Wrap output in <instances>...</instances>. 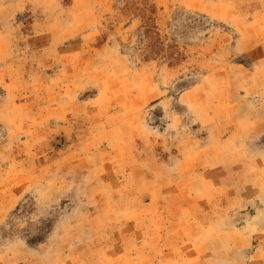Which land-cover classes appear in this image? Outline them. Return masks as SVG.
<instances>
[{"label": "rangeland", "instance_id": "rangeland-1", "mask_svg": "<svg viewBox=\"0 0 264 264\" xmlns=\"http://www.w3.org/2000/svg\"><path fill=\"white\" fill-rule=\"evenodd\" d=\"M0 264H264V0H0Z\"/></svg>", "mask_w": 264, "mask_h": 264}]
</instances>
